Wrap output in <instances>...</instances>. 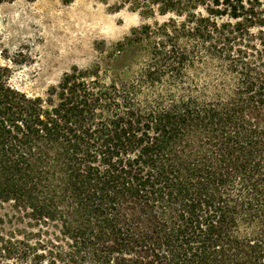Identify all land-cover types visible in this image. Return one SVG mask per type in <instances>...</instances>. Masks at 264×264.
Returning a JSON list of instances; mask_svg holds the SVG:
<instances>
[{"label":"trees","instance_id":"1","mask_svg":"<svg viewBox=\"0 0 264 264\" xmlns=\"http://www.w3.org/2000/svg\"><path fill=\"white\" fill-rule=\"evenodd\" d=\"M125 8L110 74L0 67V264H264V0Z\"/></svg>","mask_w":264,"mask_h":264},{"label":"rangeland","instance_id":"2","mask_svg":"<svg viewBox=\"0 0 264 264\" xmlns=\"http://www.w3.org/2000/svg\"><path fill=\"white\" fill-rule=\"evenodd\" d=\"M113 3L0 0V67L9 69V85L29 97L45 98L73 67L98 65L102 73H112L116 45L142 24L129 9L114 11ZM8 212V206L0 208V218Z\"/></svg>","mask_w":264,"mask_h":264}]
</instances>
